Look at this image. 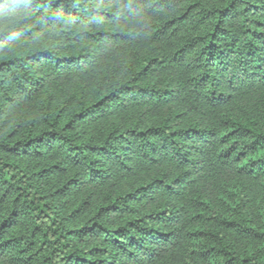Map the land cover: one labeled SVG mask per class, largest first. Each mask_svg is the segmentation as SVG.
I'll return each instance as SVG.
<instances>
[{
    "label": "trees",
    "instance_id": "trees-1",
    "mask_svg": "<svg viewBox=\"0 0 264 264\" xmlns=\"http://www.w3.org/2000/svg\"><path fill=\"white\" fill-rule=\"evenodd\" d=\"M0 264H264V0H0Z\"/></svg>",
    "mask_w": 264,
    "mask_h": 264
}]
</instances>
